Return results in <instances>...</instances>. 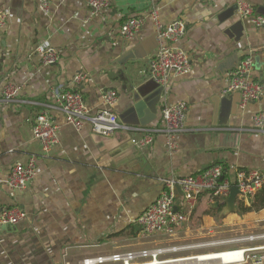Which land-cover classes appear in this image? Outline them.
Listing matches in <instances>:
<instances>
[{
	"label": "crops",
	"instance_id": "crops-1",
	"mask_svg": "<svg viewBox=\"0 0 264 264\" xmlns=\"http://www.w3.org/2000/svg\"><path fill=\"white\" fill-rule=\"evenodd\" d=\"M40 1L0 0L6 14L0 27V96L6 84L20 89L14 101L0 102V206L26 213L0 231V264H79L87 257L168 248L172 238L200 234L216 223L214 210L222 203L217 213L224 210L227 197L213 206L210 193L200 196L173 235L142 237L136 219L156 200L164 179L214 164L231 182L237 171L264 174V131L255 130L252 122L264 110V31L236 11L237 2L245 1L264 16V0H109L96 14L87 0H49L46 12L39 9ZM153 9L163 24L179 19L185 25L174 45L188 57L190 72L169 75L164 86L149 74L157 46ZM133 16H142L143 24L129 40L120 26ZM44 47L58 52L56 63H41L38 49ZM248 57L250 77L263 89L257 101L242 105L237 92L224 89L229 71ZM78 73L87 79L74 85ZM67 88L82 94L91 113L109 108L120 124L137 129L101 136L84 123L76 131L54 108L55 92ZM109 89L117 95L111 107L102 99ZM180 101L187 105L185 131L173 137L174 149L162 131L154 133L150 145L131 142L145 130L161 129V107ZM41 110L60 125L58 141L47 154L31 132ZM30 157L35 177L25 189H9L4 181L11 167ZM239 201L237 196L235 210L222 221L246 233L264 231V209L241 213ZM185 249L198 252L197 247ZM170 252L169 260L193 256Z\"/></svg>",
	"mask_w": 264,
	"mask_h": 264
},
{
	"label": "built area",
	"instance_id": "built-area-1",
	"mask_svg": "<svg viewBox=\"0 0 264 264\" xmlns=\"http://www.w3.org/2000/svg\"><path fill=\"white\" fill-rule=\"evenodd\" d=\"M92 14H96L108 7L109 0H87ZM41 11H48L49 0H41L39 5ZM236 11L242 18L248 17L253 25L264 31V16L256 14L253 6L245 1L236 4ZM155 28V39L157 42L156 53L150 62V78L159 86H164L169 75H187L190 72V62L186 54L174 44L184 35L185 25L182 20H174L163 24L155 9L150 12ZM6 23V14L0 10V27ZM142 16L127 18L120 26L121 34L126 39H132L141 29ZM39 51L40 60L43 65H51L58 61V52L52 47H44ZM252 61L243 59L236 68L229 71L228 83L224 89L225 93L240 95L242 105L251 101H257L261 95L263 85L250 77ZM85 74L78 73L73 77L74 85L86 81ZM19 87L6 84L1 90L0 102L9 103L14 101L19 94ZM54 108L63 116L64 123L76 131L81 130L84 123L90 125L91 131L101 136H110L118 129H137L128 125L120 124L117 115L109 108L97 109L90 112L87 108L82 94L74 89H61L55 92ZM103 103L111 107L117 100L116 92L112 89L103 94ZM187 105L180 101L176 103H165L161 107L163 126L161 129L145 130L139 138H132L131 142L138 146L150 145L154 140L156 131L164 132L168 138L170 149H174L172 141L176 134L185 131V118ZM253 128L264 131V110L257 111L253 117ZM60 125L45 110H41L34 118L31 132L34 139L39 141L42 151L47 154L49 149L58 141ZM35 159L30 157L28 162L15 163L8 172L4 183L9 189L22 190L35 177ZM264 184V174L256 170L249 172L237 171L234 182L224 177L223 167L214 164L196 174L179 177L176 179H164L162 189L156 200L149 205L136 219L142 237L155 235H173L177 229L188 221L198 199L204 193H210L212 199L219 201L225 199L232 186L240 191V199L248 204V198L252 200L255 192ZM178 186L181 195H177L175 188ZM181 199L179 205L176 199ZM26 216L24 210L15 206H0V225H16ZM246 243V244H245ZM220 248L211 251L218 257L210 260H196L194 264H264V231L252 232L245 235L226 240H213L182 248ZM175 248H152L137 251H126L87 257L79 264H156V262L167 263L170 260H159V257ZM197 256V255H196ZM194 257V256H192Z\"/></svg>",
	"mask_w": 264,
	"mask_h": 264
},
{
	"label": "rangeland",
	"instance_id": "rangeland-1",
	"mask_svg": "<svg viewBox=\"0 0 264 264\" xmlns=\"http://www.w3.org/2000/svg\"><path fill=\"white\" fill-rule=\"evenodd\" d=\"M215 222L210 225H207V228L202 230L200 229L199 233L200 234H194V235H188V236H180L179 238H172L170 240V245L169 248H175V251H183L182 253L178 254H183V253H191L193 256L200 255V254H205L209 253L211 251H217L220 248H212L207 250L208 248H198V252L196 251H191L188 249L182 248L188 245H194V244H199L203 242H208V241H213V240H226V239H231L235 238L237 236L245 235L248 234L247 230L243 229L244 227L236 226L234 224L229 225L225 224L224 221H222L225 216L229 215L226 211L222 210L219 213L215 212ZM213 215V216H214ZM220 218V219H219ZM228 219V218H226ZM171 242L173 244H171ZM246 244V243H245ZM200 249V250H199ZM170 253L169 252L165 255L166 257H159V260H164L170 258ZM183 256V255H180Z\"/></svg>",
	"mask_w": 264,
	"mask_h": 264
},
{
	"label": "trees",
	"instance_id": "trees-1",
	"mask_svg": "<svg viewBox=\"0 0 264 264\" xmlns=\"http://www.w3.org/2000/svg\"><path fill=\"white\" fill-rule=\"evenodd\" d=\"M238 209L241 213L259 211L264 209V184L252 196V202L249 206L244 205L242 201L238 203ZM224 206V203L219 205L214 212L219 211Z\"/></svg>",
	"mask_w": 264,
	"mask_h": 264
},
{
	"label": "water",
	"instance_id": "water-1",
	"mask_svg": "<svg viewBox=\"0 0 264 264\" xmlns=\"http://www.w3.org/2000/svg\"><path fill=\"white\" fill-rule=\"evenodd\" d=\"M175 191H176L177 195H181L178 186H176ZM239 195H240L239 189L236 186H232L230 191H229V194L225 200L224 211L231 212V211L235 210V201H236L237 196H239ZM248 202H249V204H251L252 200L250 198H248ZM218 204H219L218 201H215L213 206H218ZM10 226L11 225H8V224L0 225V231H7L9 229L8 227H10Z\"/></svg>",
	"mask_w": 264,
	"mask_h": 264
},
{
	"label": "bare ground",
	"instance_id": "bare-ground-1",
	"mask_svg": "<svg viewBox=\"0 0 264 264\" xmlns=\"http://www.w3.org/2000/svg\"><path fill=\"white\" fill-rule=\"evenodd\" d=\"M216 257H218V256L215 255L214 253L207 254V255L206 254H200V255H197V256H194V257H190V258H184V259H180V260H170V262H173V261H182V260L185 261V260H188V259H196V260L205 261V260L215 259ZM156 264H164V262H156Z\"/></svg>",
	"mask_w": 264,
	"mask_h": 264
}]
</instances>
